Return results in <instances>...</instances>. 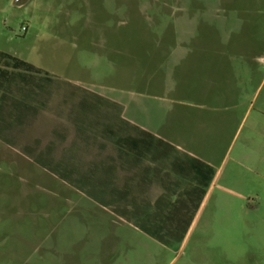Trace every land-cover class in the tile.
Masks as SVG:
<instances>
[{
    "label": "rangeland",
    "instance_id": "1",
    "mask_svg": "<svg viewBox=\"0 0 264 264\" xmlns=\"http://www.w3.org/2000/svg\"><path fill=\"white\" fill-rule=\"evenodd\" d=\"M0 52V264H264V0H0Z\"/></svg>",
    "mask_w": 264,
    "mask_h": 264
},
{
    "label": "trees",
    "instance_id": "2",
    "mask_svg": "<svg viewBox=\"0 0 264 264\" xmlns=\"http://www.w3.org/2000/svg\"><path fill=\"white\" fill-rule=\"evenodd\" d=\"M0 63H3L5 67H10L12 70L20 72H26L29 75L42 74V69L36 67L32 63H29L19 57L13 56L6 52H0ZM11 71L6 68L0 67V87L6 83H11L14 79L11 76ZM1 109V105H0ZM155 136L153 133L147 130H141V136L139 137H122L117 140L118 146L122 150H126L136 156L137 159L141 158L142 155L149 151L153 146ZM159 145H164L163 140H158ZM178 168L181 172L192 174L194 178L193 186L184 192V196L173 200V207L169 209L166 214L164 222L159 224L157 229H153L151 226L144 225L142 228L146 233L151 235H157L159 230L166 227L168 221L174 223V229L178 228L181 221L187 216L186 220L189 223L190 213L193 207H196L206 193V188L211 184L213 178L212 168L204 161L198 158H191L184 164H178ZM186 221V223H187Z\"/></svg>",
    "mask_w": 264,
    "mask_h": 264
},
{
    "label": "built area",
    "instance_id": "3",
    "mask_svg": "<svg viewBox=\"0 0 264 264\" xmlns=\"http://www.w3.org/2000/svg\"><path fill=\"white\" fill-rule=\"evenodd\" d=\"M27 28L26 27H23V30H26Z\"/></svg>",
    "mask_w": 264,
    "mask_h": 264
}]
</instances>
